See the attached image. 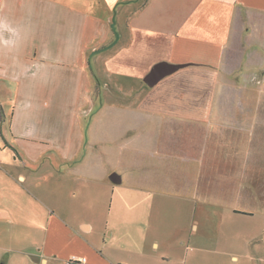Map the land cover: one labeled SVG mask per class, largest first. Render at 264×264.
I'll return each mask as SVG.
<instances>
[{"label":"crops","instance_id":"0c3cea01","mask_svg":"<svg viewBox=\"0 0 264 264\" xmlns=\"http://www.w3.org/2000/svg\"><path fill=\"white\" fill-rule=\"evenodd\" d=\"M263 51L264 0H0V264H67L74 256L86 260L78 264H177L183 246L184 264L238 263L235 242L248 245L246 256L264 239V182L257 175L254 187L247 181L248 147L258 139L248 134L247 110L193 106L192 90L181 94L182 105L150 108L156 121L146 128L141 166L127 172L144 177L127 178L118 172L117 149L110 150L124 127L113 133L97 116L87 126L90 80L108 54L110 78L102 81L118 83L158 57L185 65L167 80L193 84L204 81L205 68L217 81L235 52L254 65ZM56 82L81 84L82 105L69 107V93ZM231 114L233 121L223 117ZM185 119L193 134L179 141ZM168 173L186 174L187 191L178 196L188 206L221 180L218 197L202 203L205 243L198 244V220L186 225L184 240L180 217L166 218L170 207L157 197L170 191L161 180ZM211 208L219 218L209 219ZM215 221L240 229L207 234Z\"/></svg>","mask_w":264,"mask_h":264},{"label":"rangeland","instance_id":"374dc122","mask_svg":"<svg viewBox=\"0 0 264 264\" xmlns=\"http://www.w3.org/2000/svg\"><path fill=\"white\" fill-rule=\"evenodd\" d=\"M92 4L93 3L88 4V7ZM261 54L264 55V51L261 52ZM109 56L110 54L106 55L101 61L100 65L103 67V71H100L96 81L92 79H96L93 70L94 68L92 66L90 67V69L92 68L90 73L92 75L91 79L93 80H90V83L93 87L95 86V96L93 97L92 103L88 107L86 122L87 126L90 124L94 125L95 122H97L95 120V117L97 116L99 124L103 125L104 128L105 126L108 128H110V126H114L113 133L115 130H117V127H124V129L119 132V141L117 146H112L111 149L109 148L112 151L117 149V152H114L113 155L118 161V172L122 173L121 175L127 178L134 175H141V178L142 176L144 177L143 174H127V172L134 171V165L141 166L140 163L143 160V154L146 150L144 147V136L146 133H148L146 128H148L149 123L156 121L153 117L154 114H149L150 108L160 105L168 106L170 103L176 104V102L179 105H182L183 100L180 98L181 94H183L184 91L192 90L196 93V96L194 95L193 97L194 101H196L195 105L193 106H203L207 104L211 105V103H213L212 105L217 107L242 108L247 110V123L252 129L248 131V134L251 136L254 133L255 139H257L256 136L258 137V139L255 140V143L248 147V151L251 152L247 155L246 166L247 170L252 172V174H247L248 187H254L253 181L255 175H257V178L264 182V56H259V59H261L260 63L255 60V64L251 65L250 60L244 57V60L242 61L239 59L240 55H238V52H235L228 60L224 68L218 69L219 75L217 73L215 76V79L217 80L215 82H211L214 73L212 72V68H205L203 69L205 70L203 82L191 84L178 81L176 78L174 79L171 77L168 80L165 79L154 88H149L144 83V76L156 63L162 61L168 62L167 60L158 57L156 58L157 60H153V58L144 60L143 63L134 67L132 72L133 75H120L118 78H114L117 79V83L113 81H102L110 78L104 73V70H106L105 61ZM223 69L230 72L234 70L235 72L233 74L227 73L224 72ZM54 86L56 87V90L63 89L69 93V97L67 99V105L69 107L73 109V107L77 106L78 103H80L79 106L82 105L84 99L78 98V92L81 88V84L78 82H73L71 84L65 82H56L54 83ZM111 107L120 109L119 115L116 113V111L111 112L109 110ZM182 107L188 108V102L184 103ZM236 116L241 117V115ZM59 117L60 116L58 114H55L54 118L56 122H58ZM223 117L232 121L235 119V115L233 114ZM184 121L185 122H183V124L187 129L182 132L183 135L181 137H178L179 141H185L184 138L186 135H189V133H191V135L193 134V130H191V127L188 126L190 122H188L186 119ZM146 125L147 127H145ZM98 128L100 127L98 126ZM249 138L252 139V137ZM123 144H125V146H123ZM97 148L98 147L92 148V150L97 151ZM87 149L89 150V145ZM179 155L184 157V152H181ZM171 163L173 164V161ZM169 170L173 169L170 167ZM146 175L148 176L147 181H153V179H151L154 177L153 174ZM185 175L186 174H162L161 180L164 183L167 182L170 191L164 198H162V196H158L157 199L161 200V202H164L166 206L170 207L168 208V211H165L164 213L167 219H171L173 215L176 219L178 216L180 217L182 231H180L179 236L183 237L185 240V237H188L190 234L188 229L185 233L186 225L188 227V225L191 224V222L193 223L194 219H196L198 220L197 223L200 226L198 232L199 235L197 238L198 244L205 243V239L203 237V235H205V231L201 228V226H205V223L201 218L202 210L204 205H207L212 197H218V194H216L215 190L220 186L221 180L216 178L215 183H209L207 185L208 190L206 196H203L200 193L198 195V200H194L195 202L193 201V205L191 204L188 206L184 201L182 202L178 196L179 192L187 191L186 186H188V181ZM155 177L157 188L159 186L162 187L160 181H157V174ZM138 181L139 180L137 179H133L134 183ZM163 189H165V186ZM164 192L165 191H163V193ZM202 203H204V205ZM171 205L174 207L179 205L181 206V209L177 208L173 210ZM196 206H198V210ZM211 209V213L213 215H209V219L219 218L221 212L215 210L214 208ZM261 213L264 214V211ZM250 225L252 224L247 222L248 232L254 230L255 228L251 227ZM237 229L240 228L235 222L229 221L223 224L222 222L218 223L215 221L213 224L208 226L207 234L216 236L222 235V233L227 230ZM257 241L259 242L250 245L251 250L249 249L246 251V256H243L244 252L242 249L245 250L244 248H246L247 250V248H249L248 245L246 246L244 243H241V238L238 240V242H235L237 243L235 245L238 246V248L234 254L239 257V262L236 264H264V239L260 238ZM185 248L186 247L183 246L182 254H177V264H184L183 261L181 263V260H185ZM211 249L214 248L209 247V250ZM225 249L226 248L223 247L220 253L224 252ZM213 252L216 253V251ZM215 258L219 259L218 257ZM222 260L225 264H235L225 258H222ZM187 264H189V259Z\"/></svg>","mask_w":264,"mask_h":264},{"label":"water","instance_id":"95a60500","mask_svg":"<svg viewBox=\"0 0 264 264\" xmlns=\"http://www.w3.org/2000/svg\"><path fill=\"white\" fill-rule=\"evenodd\" d=\"M184 67V64H170L164 61L158 62L144 76L143 81L149 88H154L158 86L164 79L177 73ZM110 179L115 184H120L122 181L121 177L116 173L112 174Z\"/></svg>","mask_w":264,"mask_h":264},{"label":"built area","instance_id":"2783aa9c","mask_svg":"<svg viewBox=\"0 0 264 264\" xmlns=\"http://www.w3.org/2000/svg\"><path fill=\"white\" fill-rule=\"evenodd\" d=\"M0 156H1V151H0ZM82 261L85 262L86 260L85 259L81 260L80 258L74 256L67 261V264H78L79 262H82Z\"/></svg>","mask_w":264,"mask_h":264}]
</instances>
